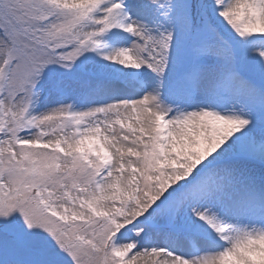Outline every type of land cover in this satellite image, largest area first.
<instances>
[{
	"label": "snow or ice",
	"instance_id": "snow-or-ice-1",
	"mask_svg": "<svg viewBox=\"0 0 264 264\" xmlns=\"http://www.w3.org/2000/svg\"><path fill=\"white\" fill-rule=\"evenodd\" d=\"M0 264H264V0H0Z\"/></svg>",
	"mask_w": 264,
	"mask_h": 264
}]
</instances>
